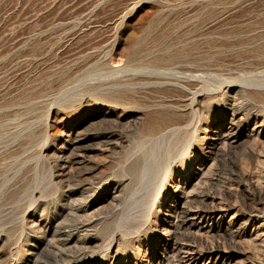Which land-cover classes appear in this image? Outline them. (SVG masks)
I'll list each match as a JSON object with an SVG mask.
<instances>
[{
	"label": "bare ground",
	"instance_id": "bare-ground-1",
	"mask_svg": "<svg viewBox=\"0 0 264 264\" xmlns=\"http://www.w3.org/2000/svg\"><path fill=\"white\" fill-rule=\"evenodd\" d=\"M232 1L222 0L216 5L232 6ZM229 12L219 13L216 20L223 21V17ZM164 19L161 18L151 24L149 31L131 43L129 48L131 52L122 68L117 69L115 68L117 66H113L117 55V51L113 52L114 48L97 53L101 50L98 47L83 57L81 62H77L75 68L60 75L58 79L60 92L64 90L63 96H66L58 97L51 106L49 105V111L55 105L63 107L69 111L71 118L78 119L80 114L78 107L82 105L86 95L84 93L91 91L92 85L86 86L91 77H105L108 83H115L118 88L123 87L134 94L121 92L117 95L99 94L92 97L95 108L108 106V111L105 114L99 111L90 119H83L68 130L67 141L55 145L57 151L49 168L51 182L57 181L61 189L52 201V207L44 203L40 212L39 209L42 208L40 198L34 196L36 187L31 189L29 193L31 205L28 209L34 207V213L21 214L18 240L14 249L4 259V264H88L96 252L95 250L91 252L92 248L110 251L113 245L116 246L114 257L123 256L128 248L133 250L134 245H131L133 236L145 226V222L139 223L135 231L129 230L134 220L138 221L137 215L149 217L157 199L160 201L159 198L164 192L174 188L177 190L178 186L172 183L175 168L187 179L192 177L190 185L186 183L185 186L195 187L194 191L198 189L200 192L192 198L185 197L184 201L177 203L172 213L166 214L167 224L157 230L163 231L167 237L166 242L161 238L158 240L161 246L159 264H264V260H259L252 253L235 250L245 234L239 230L234 231L239 220L230 217L234 199L240 198L242 205L249 210L247 224L253 221L258 224L252 230L255 231L256 238L264 227V116L259 115L258 110L260 105L264 106V17L245 31L227 33L223 31L212 38H204L199 33L181 36L179 30L183 29V22L162 28ZM203 52H213L214 57L208 61L207 58H202ZM229 54L232 56H228ZM202 60L206 64H200ZM228 60L244 64L245 76L223 78L221 71L210 68L219 63L224 65ZM86 66L88 67L84 79L82 77L76 80L77 85L66 89L64 85L67 81L70 82L72 75ZM129 73L132 75L123 76ZM119 75L126 78L120 81L116 78ZM74 81L72 79L71 84ZM45 85L48 87L46 91L51 92L54 89L50 78ZM149 85L157 87L156 89L163 94L177 98H165L158 101L155 106L162 112H159L157 120L154 119L147 126V137L155 139L157 145L143 161L140 188L131 194L128 201L124 194L130 188L131 179L126 175L113 179L104 169L112 165L111 155L130 144L126 134L140 138L143 129L138 128V123L143 114V106L148 110L151 107L141 105L136 97L141 98L138 96L142 95L138 94L139 90ZM84 86L86 87L83 89ZM136 87L137 90L134 92ZM212 92L219 93L212 96L210 95ZM70 93L79 101L78 106H66ZM210 99L213 100L211 103L214 102L216 110L213 112L209 103L207 112H204V103ZM136 105L141 106L137 109L138 111L141 109V112H128L137 108ZM118 108L125 110V113L117 114ZM182 110H188L191 115L187 121H183ZM215 115L219 117L216 137L212 139L214 142L206 152L208 155L205 156V162H202L197 169L196 177H193L195 156L205 155L203 142L210 131L206 118ZM195 121L207 123L206 128L199 127L196 130ZM98 123L108 126L95 130L87 129L97 126ZM48 128L46 122L41 134L45 142L50 139ZM200 131L205 135L202 139L196 135ZM179 140L181 144L177 148L176 142ZM238 148L240 152L234 154L236 158L224 161L231 169L230 177L227 175L223 185L215 188L221 182L223 174L218 168L220 162L218 158L226 152L232 156ZM162 149L163 152L160 154ZM191 149L193 155L188 156ZM0 164L3 165L0 173L5 174L6 162L3 160ZM193 181H196V184H193ZM150 188L151 192L147 193ZM108 190L112 191V195L106 202L95 200L102 191ZM127 201L130 202L129 205L126 204ZM108 205L113 209L115 207L120 209L115 221L113 220L114 228L107 238L92 237L91 230L104 224L105 219L100 217V212L106 210ZM139 208L142 209L139 211ZM3 211L0 209V215ZM154 213L156 214V211ZM143 232L145 234V231ZM205 233L210 237L206 241L201 237ZM6 240L5 237H0V243ZM106 257L110 258L108 254Z\"/></svg>",
	"mask_w": 264,
	"mask_h": 264
},
{
	"label": "rangeland",
	"instance_id": "rangeland-1",
	"mask_svg": "<svg viewBox=\"0 0 264 264\" xmlns=\"http://www.w3.org/2000/svg\"><path fill=\"white\" fill-rule=\"evenodd\" d=\"M218 1L222 0H0V163L4 160L7 164L5 174L0 173V209L1 211L4 210L1 214L2 216L0 215V237L3 236L7 239L5 242L0 243V264L5 263L4 259L14 249V245L18 240V224L20 216H22L21 214L26 212V215L34 213V207L28 209L31 205V201H29L31 189L36 187L34 196L38 197V199L40 198L39 203L42 205L40 206L42 208L39 209V212L45 204H49L52 207V201L61 189L60 185L56 183L57 181L51 182V170L49 168V166H52L57 151L55 145H61V142L67 141L68 130L82 122L83 119L88 120L99 111L104 114L108 111V106H103L99 109L95 108L92 97L99 94L117 95L121 92H126L132 95L133 93L123 87L118 88V85L115 83H108L105 77H91L86 83V86L88 84L92 85L91 91L84 93L86 95L83 100L84 102L82 101V107H78L80 110L78 119L71 118L68 113L69 111L63 107L55 105L49 111V105L51 106L64 93V90L60 92L61 88H59L58 84L60 75L71 68H75L77 62H81L84 59L83 57L92 53L93 49L98 47L101 50L97 53L114 48L113 52L117 51V55L115 56V65L113 66H117L115 67L117 69L122 68L131 52L129 50L131 43L146 31H149L151 24H154L161 18H166L162 22V28L172 27L176 23L183 22L184 27L179 30V35L181 36L189 33L192 35L199 33L204 38H212L217 37L223 31L226 33L245 31L249 26L254 25L258 19L264 17V0H233L232 6L216 5ZM223 11L230 12L223 17V21L218 22L216 20L219 17L218 14ZM228 56L232 55L229 54ZM204 57L209 61L214 57V53L203 52L202 58ZM228 58L231 59V57ZM200 64L206 63L202 60ZM88 66L83 68L84 70L77 71V73L72 75L70 82L67 81L64 85L66 89H71L74 85H77L76 80L82 77L84 79ZM244 67V64L228 60L224 62V65L219 63L210 68L221 71L223 78H228L245 76L243 73ZM210 68L206 69L211 70ZM163 72L168 73V71ZM129 75H132V73L123 76ZM120 76L122 75L116 76L120 81L126 78ZM49 78L50 81L52 80L54 87L51 92L46 91L48 87L45 85ZM72 79L75 80L73 84H71ZM231 86L236 87L237 85ZM156 88L152 85L145 86L139 90L138 94L142 93V95L138 96L141 98L136 97L137 100H140L141 105L145 104L147 107H151L148 110L143 106V114L138 123V128L140 130L143 129L140 138L129 133L126 134L130 139V144L111 155L110 160L113 161L112 165L104 169L105 173L109 174L108 176L113 179L125 175L131 179L130 188H132H129L124 194L128 201L131 194L134 191L137 192L140 188L139 181L143 161L157 145L155 139L147 137V126L154 119L157 120L159 112H162L161 109H157L155 106L159 103L158 101L165 98H177L166 93L163 94ZM136 90L137 87L133 91L135 92ZM217 93L219 92H212L210 95L213 96ZM71 98L73 99L71 100ZM67 100L66 106H78L79 101H76L71 93L68 95ZM87 100H91V102L89 103ZM212 101L210 99L204 103V112H207L209 103L212 106L213 112L216 110L214 102L211 103ZM135 107L137 108H133L131 109L132 111L128 112L139 113L141 109L139 111L137 109L141 108V106L136 105ZM258 110L259 115L263 117L264 106L260 105ZM116 111L117 114L125 113V110L121 108H118ZM181 112L184 115L183 121L191 118L188 110H182ZM206 120L210 125V131L207 133V136L201 131L196 134L201 139L204 136L206 137L205 142H203L205 155L195 156L196 166L193 168V177H196L197 169L201 166L202 162H205L206 152H208L210 145L214 142L212 139L216 137L217 124H219V117L216 115L207 116ZM46 122H48L49 126L48 133L50 139L45 142L41 134L44 131L43 128ZM207 123L195 121L194 125H196V130L199 127L205 129ZM104 126L108 125H99L98 123L97 126L87 129L95 130ZM5 143L8 145L6 146ZM176 143L178 144L177 148H179L181 140ZM162 152L163 149L160 151V154ZM239 152L240 149L238 148L232 156H229L226 152V154L218 158L220 161L218 168L222 170L223 174L221 182L215 188L223 185L227 175L230 177L231 169L224 161H227L229 158H236L234 154ZM192 155L193 151L191 149L188 156ZM41 157L43 158L41 159ZM126 161L127 163H124ZM175 164L177 166L178 161ZM2 166L0 164V169ZM173 177L172 183H175L179 189L177 188L176 190L174 188V190L164 192V195L159 198L160 201L157 199L152 215L150 214L149 217L148 215L145 217L140 214V217L138 214L139 216L137 215L136 219L138 221L135 222L134 220V223L131 224L132 226L129 230L135 231L139 223L145 222V226L141 228V231L133 236V242L131 243V245H134L132 246L133 250L128 248L123 256L114 257L116 251L115 245H113L110 251L92 248L93 251L91 250V252H96L89 259L88 264H159V257L161 258L159 250H161V246H159L158 240L161 238V240L163 239L166 242L167 237L163 231L157 230L167 224L165 223L167 221L166 214L172 213L177 203L184 201L185 197L192 198L200 192L198 189L194 191L195 187L185 186L186 183L189 184L193 179H191L192 177L187 179L176 168L174 169ZM5 179H7V182H5ZM195 182L193 181L192 183L196 184ZM149 191L151 192V188L147 190V193ZM175 191L177 192L175 193ZM111 195L112 191L110 190L102 191L95 200L100 199L104 203ZM128 201L126 202L127 205L130 203ZM233 203L230 217H235V219L239 220L234 231L239 230L242 234H245V237L239 240V244L235 250H245L258 257L259 260H264V227L259 231V237L256 238V233L252 230L258 224L254 221L247 224L246 221L249 210L242 205L240 198L234 199ZM105 204L107 205V203ZM109 206H107L106 210L103 209L100 212V217H103L105 222L102 227L91 230L90 235L92 237L97 236L104 239L112 232L114 228L112 225L120 209L118 207L113 209ZM141 209L139 208V211ZM154 211H156V214ZM143 231H145L147 236ZM204 232L202 231V233ZM201 237L205 241L210 239L206 233ZM107 254L111 259L106 257Z\"/></svg>",
	"mask_w": 264,
	"mask_h": 264
}]
</instances>
